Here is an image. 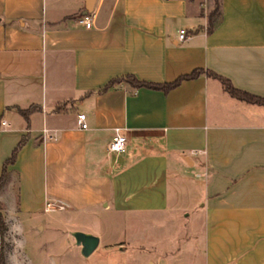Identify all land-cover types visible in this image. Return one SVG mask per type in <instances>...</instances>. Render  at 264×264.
I'll use <instances>...</instances> for the list:
<instances>
[{"label":"crops","instance_id":"1","mask_svg":"<svg viewBox=\"0 0 264 264\" xmlns=\"http://www.w3.org/2000/svg\"><path fill=\"white\" fill-rule=\"evenodd\" d=\"M212 5L94 0L85 28V0H0V120L9 123L0 127V173L27 135L0 186L7 225V204L16 214L47 200L99 242L102 217L107 227L121 217L154 228L181 215L202 228L179 231L174 250L140 264H264V106L207 75L264 98V0H219L207 31ZM194 70L166 92L125 82L98 91L126 74L166 83ZM30 105L39 109L27 128L16 107ZM116 129L128 142L110 153ZM80 214L94 222L75 221ZM104 244L125 248L116 238Z\"/></svg>","mask_w":264,"mask_h":264},{"label":"rangeland","instance_id":"2","mask_svg":"<svg viewBox=\"0 0 264 264\" xmlns=\"http://www.w3.org/2000/svg\"><path fill=\"white\" fill-rule=\"evenodd\" d=\"M6 208L11 220L8 225L5 223L6 231L2 240L0 235V247L3 245L6 264H140L147 258L156 259L163 251L174 250L179 243L176 237L179 231L186 234L188 231L202 228L200 220L190 222L181 215L177 222L169 223L164 220L163 224L157 223L154 228L134 221L122 222L121 217L114 226L107 227L105 221L108 218L102 217L96 224L101 226L103 236L95 250L85 257L71 235L73 224L63 219L60 212L45 210L44 206L40 205L25 206L24 211L16 214L14 205L7 204ZM75 221L83 225L94 222L84 214L78 215ZM39 225L42 228H39ZM86 227L83 226L82 229H89ZM104 230H107V237ZM139 232L144 233V238H141L140 233L133 241ZM164 235L168 240L162 242L160 238ZM111 238L122 241L124 251H120L116 245L104 244ZM166 263L168 264V261Z\"/></svg>","mask_w":264,"mask_h":264},{"label":"trees","instance_id":"3","mask_svg":"<svg viewBox=\"0 0 264 264\" xmlns=\"http://www.w3.org/2000/svg\"><path fill=\"white\" fill-rule=\"evenodd\" d=\"M219 0H213V8L210 10L208 14V23H207V31H211L215 24L218 22L220 17V10H219ZM200 73L199 70H194L191 73L184 74L179 76L177 79H175L172 82H166V83H152V82H146L138 80L135 76L132 74H126L124 76H119L110 79L104 86H102L98 91L104 92L108 90L109 88L118 85L122 82L128 83L133 88H140V87H147L151 89H158L166 92L167 90L177 86L182 80L184 79H190L192 77H195ZM208 76H212L216 79H218L223 87V89L232 97H235L236 99H239L241 101H244L246 103L251 104H259L264 106V98L257 96L255 94H251L242 90H239L235 88L228 79L217 75L211 71H207ZM39 109V106L37 105H30L27 108H19L16 107V111L24 118L27 124V128H29V117L30 115L37 111ZM27 141V135H23L20 140L17 142L13 150L11 151L8 158H6L2 163L1 173H0V186L5 182L7 176H8V166L15 163L17 154L21 147L26 143ZM6 231V224L4 220V216L1 212V205H0V235L1 240L4 235V232ZM0 264H6L5 260V254L3 250V245L0 247Z\"/></svg>","mask_w":264,"mask_h":264},{"label":"built area","instance_id":"4","mask_svg":"<svg viewBox=\"0 0 264 264\" xmlns=\"http://www.w3.org/2000/svg\"><path fill=\"white\" fill-rule=\"evenodd\" d=\"M78 22L82 24L85 28H89L92 24V14L90 12L85 13L78 19ZM187 37L188 36L185 29H181L179 32L178 39L180 41H183L187 39ZM77 123L79 127L82 129H85L87 127V123L85 121V114L80 113L77 115ZM8 125L9 123L7 120L5 119L0 120V127H7ZM47 137H51V135H47ZM127 142H128L127 137L124 134H122L119 131V129H116L114 135L108 142L107 150L110 153L123 152L126 148ZM59 206H60L59 202H56L55 200H47L45 203V210H52Z\"/></svg>","mask_w":264,"mask_h":264},{"label":"water","instance_id":"5","mask_svg":"<svg viewBox=\"0 0 264 264\" xmlns=\"http://www.w3.org/2000/svg\"><path fill=\"white\" fill-rule=\"evenodd\" d=\"M85 2L86 13H89L93 9L94 0H85ZM71 235L75 239V244L80 246L81 253L85 257L89 256L98 246L99 238L95 235L81 231H73Z\"/></svg>","mask_w":264,"mask_h":264}]
</instances>
